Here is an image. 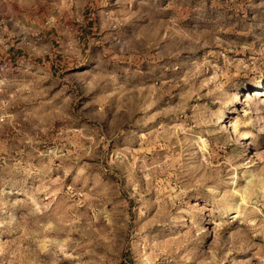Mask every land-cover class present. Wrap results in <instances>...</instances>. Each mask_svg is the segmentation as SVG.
Returning <instances> with one entry per match:
<instances>
[{"label": "rangeland", "instance_id": "1", "mask_svg": "<svg viewBox=\"0 0 264 264\" xmlns=\"http://www.w3.org/2000/svg\"><path fill=\"white\" fill-rule=\"evenodd\" d=\"M0 82V264H264V0H0Z\"/></svg>", "mask_w": 264, "mask_h": 264}, {"label": "clouds", "instance_id": "2", "mask_svg": "<svg viewBox=\"0 0 264 264\" xmlns=\"http://www.w3.org/2000/svg\"><path fill=\"white\" fill-rule=\"evenodd\" d=\"M129 47H130L131 53L135 54L140 48L144 47V40L139 36L133 35L129 40ZM149 70H151V66H149ZM96 81H97V78L94 77L93 82H90L89 84L90 89L99 86V83Z\"/></svg>", "mask_w": 264, "mask_h": 264}, {"label": "bare ground", "instance_id": "3", "mask_svg": "<svg viewBox=\"0 0 264 264\" xmlns=\"http://www.w3.org/2000/svg\"><path fill=\"white\" fill-rule=\"evenodd\" d=\"M228 110V112H230V113H232V112H234L236 109L235 108H229V109H227ZM230 116H225V118H229ZM224 127H227L228 125H227V123L226 124H224L223 125ZM246 146H248L249 145V141L251 140V138L252 137H250L249 135H246ZM247 149V148H246ZM235 216H238V214H236ZM179 256V255H178Z\"/></svg>", "mask_w": 264, "mask_h": 264}]
</instances>
